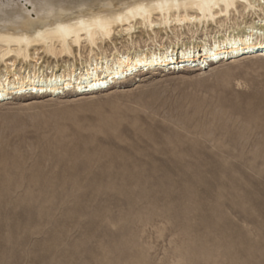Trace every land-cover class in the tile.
Returning a JSON list of instances; mask_svg holds the SVG:
<instances>
[{
  "label": "rangeland",
  "instance_id": "1",
  "mask_svg": "<svg viewBox=\"0 0 264 264\" xmlns=\"http://www.w3.org/2000/svg\"><path fill=\"white\" fill-rule=\"evenodd\" d=\"M191 32L131 36L144 47ZM237 57L0 100V264H264V55Z\"/></svg>",
  "mask_w": 264,
  "mask_h": 264
},
{
  "label": "bare ground",
  "instance_id": "2",
  "mask_svg": "<svg viewBox=\"0 0 264 264\" xmlns=\"http://www.w3.org/2000/svg\"><path fill=\"white\" fill-rule=\"evenodd\" d=\"M241 13L251 14L249 23L224 28L219 20ZM217 20V34L199 40L192 35L191 28ZM182 28L191 32L187 42L176 37L165 45L149 35L151 44L144 47L132 41L136 29L156 37ZM118 33L128 37L129 46L107 53L103 46ZM82 44L88 47L84 59ZM38 49L56 63L44 65ZM250 55H264V0H0L2 101L26 92L87 94L109 89L135 72L183 63L196 64L199 71L212 62Z\"/></svg>",
  "mask_w": 264,
  "mask_h": 264
}]
</instances>
